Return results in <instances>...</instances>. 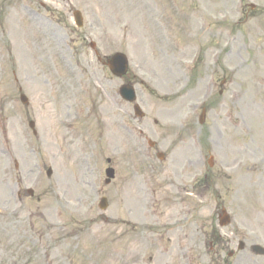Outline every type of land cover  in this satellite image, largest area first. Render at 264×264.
<instances>
[{"label": "rangeland", "instance_id": "374dc122", "mask_svg": "<svg viewBox=\"0 0 264 264\" xmlns=\"http://www.w3.org/2000/svg\"><path fill=\"white\" fill-rule=\"evenodd\" d=\"M89 42L125 54L126 79ZM127 82L143 119L118 97ZM252 245L264 0H0V264H264Z\"/></svg>", "mask_w": 264, "mask_h": 264}, {"label": "water", "instance_id": "95a60500", "mask_svg": "<svg viewBox=\"0 0 264 264\" xmlns=\"http://www.w3.org/2000/svg\"><path fill=\"white\" fill-rule=\"evenodd\" d=\"M76 20H77V25L81 26V19L78 13L75 14ZM109 70L112 72V74H114L115 76H122L126 73L127 70V60L126 57L122 54H115L112 57H110L109 59H107L106 63H105ZM121 93L124 96V98L128 101H133L134 100V93L133 91L129 88V87H124L121 89ZM21 101L23 103L26 102V99L24 97H21ZM135 110L137 111V108H135ZM30 126L32 127V124H30ZM107 177L109 179H111L113 177V171L112 170H108L107 171ZM105 207V202L102 201L101 203V208Z\"/></svg>", "mask_w": 264, "mask_h": 264}, {"label": "flooded vegetation", "instance_id": "af4514ba", "mask_svg": "<svg viewBox=\"0 0 264 264\" xmlns=\"http://www.w3.org/2000/svg\"><path fill=\"white\" fill-rule=\"evenodd\" d=\"M224 254L227 255V256H230V257H229L230 259L238 260V257H237V256H233V253H231L230 251H227V252L224 253ZM225 263H227V261H225Z\"/></svg>", "mask_w": 264, "mask_h": 264}, {"label": "bare ground", "instance_id": "6f19581e", "mask_svg": "<svg viewBox=\"0 0 264 264\" xmlns=\"http://www.w3.org/2000/svg\"><path fill=\"white\" fill-rule=\"evenodd\" d=\"M239 128H240V127H239ZM110 134H111V133H110ZM110 134H109V135H110Z\"/></svg>", "mask_w": 264, "mask_h": 264}]
</instances>
